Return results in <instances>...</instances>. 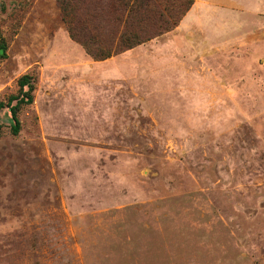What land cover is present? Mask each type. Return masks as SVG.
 <instances>
[{"label":"rangeland","instance_id":"1","mask_svg":"<svg viewBox=\"0 0 264 264\" xmlns=\"http://www.w3.org/2000/svg\"><path fill=\"white\" fill-rule=\"evenodd\" d=\"M112 1L70 0L75 35L112 47ZM220 22L101 62L59 0H0V103L34 88L0 116V264H264V28Z\"/></svg>","mask_w":264,"mask_h":264},{"label":"trees","instance_id":"2","mask_svg":"<svg viewBox=\"0 0 264 264\" xmlns=\"http://www.w3.org/2000/svg\"><path fill=\"white\" fill-rule=\"evenodd\" d=\"M70 0H59L61 15L67 26L69 38L79 44L85 52L97 61H106L112 57L119 56L127 51L133 50L144 43L157 38L163 34L172 32L185 17L193 6L192 0H165L171 4V7L164 8L163 11L156 13L155 23L153 24V33L146 37H140L137 28L134 26V20L142 12L150 9L153 4L164 0H113L108 5V11L117 18L122 25V32L114 45L110 48H102L99 42L78 38L74 33L72 22L74 12L69 10ZM0 58H5L4 49L0 50ZM18 95L11 97L7 104L0 103V116L5 112L9 116L10 131L12 135H17L20 129V123L17 113L22 106H29L33 103V78L23 76L18 81ZM15 102L14 105L12 103Z\"/></svg>","mask_w":264,"mask_h":264},{"label":"crops","instance_id":"3","mask_svg":"<svg viewBox=\"0 0 264 264\" xmlns=\"http://www.w3.org/2000/svg\"><path fill=\"white\" fill-rule=\"evenodd\" d=\"M192 1L193 6L172 31L179 38L185 35L190 24L212 26L214 20L231 24V39L238 30L264 28V0Z\"/></svg>","mask_w":264,"mask_h":264}]
</instances>
